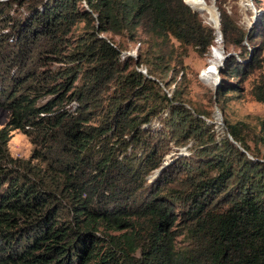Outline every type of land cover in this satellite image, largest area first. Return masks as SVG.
I'll return each mask as SVG.
<instances>
[{
	"label": "trees",
	"instance_id": "16d2710c",
	"mask_svg": "<svg viewBox=\"0 0 264 264\" xmlns=\"http://www.w3.org/2000/svg\"><path fill=\"white\" fill-rule=\"evenodd\" d=\"M187 3L0 0V264H264V113L219 131L182 71L165 89L218 31L243 53L222 75L264 70V52L224 8L215 32ZM236 87L217 84L219 112ZM248 92L264 101V71Z\"/></svg>",
	"mask_w": 264,
	"mask_h": 264
},
{
	"label": "rangeland",
	"instance_id": "374dc122",
	"mask_svg": "<svg viewBox=\"0 0 264 264\" xmlns=\"http://www.w3.org/2000/svg\"><path fill=\"white\" fill-rule=\"evenodd\" d=\"M187 3L186 0H183ZM191 1V2H190ZM194 0H189V4ZM208 3H212L214 6L215 15L217 18V25H213L209 20L207 14L199 9H194L192 6L190 8L197 12L198 17L201 19L203 24L209 25L213 29L218 31L219 25V9L224 8L230 19L234 20L240 27L251 32L250 38L247 40L243 39L242 44L246 49H251V45L259 47L261 45V52H264V0H246L249 6L244 5L241 0H205ZM77 4H83L82 2H77ZM263 18V21H261ZM215 27V28H214ZM109 35V33H103ZM228 36L234 37V33H228ZM113 40L117 43L119 42L124 50L123 53H129L134 55L137 52V47H143L142 41L143 36H137L135 39L127 40L122 35H113ZM216 34L213 44L218 46L221 52V60L218 66L221 67L225 63L224 57L227 54H232L239 59V55L242 53L240 46H235L232 43H225ZM211 45V46H212ZM243 54V53H242ZM182 67L177 66V71H168L165 75V80L168 78L173 79L171 83L165 86L166 90H171L175 87L174 82L179 80L181 71L184 74V83L186 94L189 97L193 105H197L202 108L210 109L212 120L214 121L217 129L221 127L224 123V114L228 116L229 119L238 118H248L254 115H261L264 113V101L255 100L250 94L249 89L251 85L258 79V77L263 73V68H256L252 72L240 77L238 74L231 70L229 75L220 74V69L217 67L212 68L210 66V46L204 53H199L195 50L194 46L188 45L186 48V53L182 57ZM137 69L141 73H145L143 66H137ZM211 69H214L211 71ZM230 82L237 83V92L240 96H227L225 104V113H221L218 110L217 105L210 99L217 86L221 83L226 85ZM168 91V93H169ZM7 117V110L0 107V125L3 124ZM221 131V129H219ZM31 148V143L29 142L27 136L18 129H12L10 131V136L7 141V149L10 155L26 158L29 154ZM174 151H169L165 156H172ZM170 161V160H168ZM147 179H150L147 176Z\"/></svg>",
	"mask_w": 264,
	"mask_h": 264
},
{
	"label": "bare ground",
	"instance_id": "6f19581e",
	"mask_svg": "<svg viewBox=\"0 0 264 264\" xmlns=\"http://www.w3.org/2000/svg\"><path fill=\"white\" fill-rule=\"evenodd\" d=\"M244 5L246 4V6L250 5L248 4V2L246 0H241ZM191 2V1H190ZM190 5V4H189ZM194 9H199L204 11L207 16H208V20L213 24V25H217V18H216V13L214 11V6L212 5V3H208L205 0H194L191 5ZM215 28V27H214ZM217 41L219 40L218 38L216 39ZM221 52L218 48V46L213 45L210 48V66H212V68L218 67L220 60H221ZM214 69H211V71H213Z\"/></svg>",
	"mask_w": 264,
	"mask_h": 264
},
{
	"label": "water",
	"instance_id": "95a60500",
	"mask_svg": "<svg viewBox=\"0 0 264 264\" xmlns=\"http://www.w3.org/2000/svg\"><path fill=\"white\" fill-rule=\"evenodd\" d=\"M217 35H218V37L220 38V33H219V31H218ZM227 55H228V54H227ZM227 55H226V56H227ZM226 56L224 57V59L226 58ZM217 69L219 70V69H220V66H218Z\"/></svg>",
	"mask_w": 264,
	"mask_h": 264
}]
</instances>
